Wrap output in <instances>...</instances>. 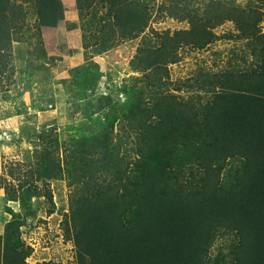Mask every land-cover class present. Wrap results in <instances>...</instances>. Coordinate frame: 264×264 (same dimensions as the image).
Instances as JSON below:
<instances>
[{"label":"trees","instance_id":"16d2710c","mask_svg":"<svg viewBox=\"0 0 264 264\" xmlns=\"http://www.w3.org/2000/svg\"><path fill=\"white\" fill-rule=\"evenodd\" d=\"M76 5L88 12L84 46L99 44L96 53L116 41L141 40L131 61L141 75L125 90L129 97L123 103L110 95L96 104L87 101L88 116L100 129L65 144L71 155L64 164L59 136L38 134L47 139L34 162L42 171L38 177L66 174L72 186L66 222L76 263L264 264V0H76ZM60 6L61 0H0V76L26 26L34 29L27 38L46 56L42 27L58 24ZM158 14L188 27L155 29ZM226 21L236 31L218 35L216 28ZM222 37L241 43L226 65L199 66L173 83L169 66L181 60L182 49L202 50ZM128 104L121 127L134 139L129 150L113 135L116 114ZM186 148L194 150L205 193L189 189L190 179L182 181L176 172L175 155ZM239 157L245 163L230 188L218 186L226 160ZM223 227L233 256L211 257L209 245ZM15 229L0 238V264H29L32 248Z\"/></svg>","mask_w":264,"mask_h":264},{"label":"rangeland","instance_id":"374dc122","mask_svg":"<svg viewBox=\"0 0 264 264\" xmlns=\"http://www.w3.org/2000/svg\"><path fill=\"white\" fill-rule=\"evenodd\" d=\"M60 8L58 24L42 27L46 56L38 53L37 41L27 38L34 29L26 26L25 31L22 30L24 38L13 41L7 69L0 76V238L5 230L16 228L17 234L32 248L31 256L27 258L29 264L41 261L77 264L76 246L66 222L72 186L66 174L48 180L38 177L42 171L34 168V162L37 151L47 140L39 139L38 134L45 130L48 135L59 136L64 164L71 155L65 150V144L83 133L100 129L88 116L87 101L96 104L101 96L110 95L123 103L129 97L125 90L130 92L141 75L131 62L140 37L116 41L115 45L96 53L95 50L101 47L99 44L84 46L89 34L88 12L79 9L76 0H61ZM29 10L28 20L33 26L35 11L32 6ZM158 15L151 24L155 29L188 27L185 21ZM261 25L264 31V21ZM234 31L236 25L231 21L216 28L221 36ZM239 46L240 41L222 37L202 50L182 49L181 60L169 66L171 80L177 84L192 76L202 65L219 69L227 64L235 51H239ZM130 108L128 104L122 114H116V119L122 121L117 120L113 132L115 138L123 139L122 148L128 150L134 139L127 138L121 125L125 123L123 112ZM193 154L191 148L179 151L175 155V168L182 181L190 179L189 189L197 186L202 194L206 192L199 179L202 171L193 163ZM244 163L242 157L228 158L219 180L214 177L218 186L228 185L229 189L236 169ZM232 248V238L224 227L216 230L209 245L210 256L232 257Z\"/></svg>","mask_w":264,"mask_h":264}]
</instances>
